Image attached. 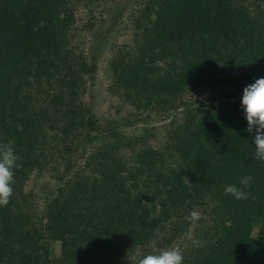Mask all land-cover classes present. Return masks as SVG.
Returning <instances> with one entry per match:
<instances>
[{"label": "trees", "instance_id": "trees-1", "mask_svg": "<svg viewBox=\"0 0 264 264\" xmlns=\"http://www.w3.org/2000/svg\"><path fill=\"white\" fill-rule=\"evenodd\" d=\"M251 1L142 0L133 43L108 62L113 92L134 108L122 126L152 108L179 114L166 131L174 168L82 101L96 54L71 46V0H0V143L22 165L0 206V264H122L159 234L184 244L183 264H264V162L237 95L264 77V0ZM214 82L234 89L184 97ZM44 168L53 185L36 209L23 188ZM244 175L257 199L225 195Z\"/></svg>", "mask_w": 264, "mask_h": 264}, {"label": "rangeland", "instance_id": "rangeland-1", "mask_svg": "<svg viewBox=\"0 0 264 264\" xmlns=\"http://www.w3.org/2000/svg\"><path fill=\"white\" fill-rule=\"evenodd\" d=\"M142 0H71L70 6L74 13L72 24L71 46L76 51L95 52L96 70L94 78L89 81L81 94L82 101L88 104L99 124L104 125L110 121H117L121 125L120 119L130 116L134 113L127 103L123 102L112 88L113 78L111 76L108 62L112 55L118 50L125 51L133 43L134 31L133 17L140 11ZM251 1V0H249ZM254 1V0H252ZM251 1V2H252ZM91 28L88 29V26ZM237 75V72H234ZM251 84V83H249ZM247 80L243 81L238 87L241 95L242 88L249 85ZM236 87V86H234ZM233 86L228 83L210 85H201L192 93L185 94L192 100L208 93H217L219 91H233ZM173 112L165 116V113L157 109H148L141 113L142 120L132 121L130 125L120 126L122 131L128 135H141L146 143L163 153L166 164L169 167H177L178 158L172 152L166 149L167 129L169 123L174 119L179 120V114ZM132 120V119H131ZM177 159V160H176ZM53 185L51 174L46 168L41 171L32 170L24 183V191L31 199L32 205L40 209L42 198ZM257 232V227L252 228V235ZM160 235V234H159ZM146 246L144 253L152 251L153 246L164 248L167 246L179 245L182 242L171 241L169 244L162 243L160 236ZM167 236V235H164ZM161 244V245H160ZM51 257L59 255V242L50 243ZM133 258L126 256L121 259L122 264H132Z\"/></svg>", "mask_w": 264, "mask_h": 264}, {"label": "clouds", "instance_id": "clouds-1", "mask_svg": "<svg viewBox=\"0 0 264 264\" xmlns=\"http://www.w3.org/2000/svg\"><path fill=\"white\" fill-rule=\"evenodd\" d=\"M240 106L243 109L247 121L249 133L255 131L254 154L255 160L264 162V77L257 78L253 83L245 86L242 90ZM19 156L15 153L11 143H0V206H7L13 195V183L15 170L22 167ZM253 177L244 175L238 177V183L226 184L223 188L225 195H231L237 201L255 200L249 189L252 185ZM202 218V213L193 209L185 219L195 222ZM186 239L192 245L199 248L206 246V241L195 238L193 232L187 233ZM184 256L179 245L158 248L153 246L152 251L135 253L133 264H183Z\"/></svg>", "mask_w": 264, "mask_h": 264}]
</instances>
